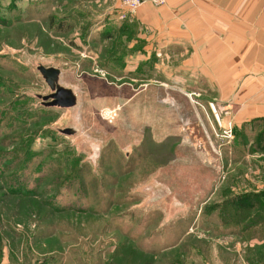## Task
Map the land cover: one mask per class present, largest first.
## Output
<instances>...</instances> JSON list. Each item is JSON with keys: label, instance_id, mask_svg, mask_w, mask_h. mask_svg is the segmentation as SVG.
<instances>
[{"label": "rangeland", "instance_id": "1", "mask_svg": "<svg viewBox=\"0 0 264 264\" xmlns=\"http://www.w3.org/2000/svg\"><path fill=\"white\" fill-rule=\"evenodd\" d=\"M166 4L0 0V264H213L220 231L264 219V66L214 81L237 52L205 68L206 41L148 19ZM39 65L75 106L43 104Z\"/></svg>", "mask_w": 264, "mask_h": 264}, {"label": "crops", "instance_id": "2", "mask_svg": "<svg viewBox=\"0 0 264 264\" xmlns=\"http://www.w3.org/2000/svg\"><path fill=\"white\" fill-rule=\"evenodd\" d=\"M148 19L151 23L169 22L174 27L190 28L197 41H206L200 46L198 56L200 61L204 60L205 68L206 51L237 52L241 71L230 70L236 63L232 54L222 56L220 63L208 65L211 72L206 73L212 74L216 82L236 81L245 72L253 74L258 64L264 66V0H167V4L157 10L156 17ZM204 35L211 37L203 39ZM256 52L262 53L256 57ZM249 78H244V82H249ZM245 223L244 229L229 235L220 231L214 237L213 264H264V219L245 220ZM231 224L240 227L244 223L235 220ZM219 226L222 230L223 225ZM198 237L203 241L210 239L205 234ZM224 239L226 244H223ZM203 262L206 264V260Z\"/></svg>", "mask_w": 264, "mask_h": 264}, {"label": "water", "instance_id": "3", "mask_svg": "<svg viewBox=\"0 0 264 264\" xmlns=\"http://www.w3.org/2000/svg\"><path fill=\"white\" fill-rule=\"evenodd\" d=\"M38 69L52 90V93L48 95H38L43 104L60 107H72L77 104L78 97L74 90L60 84L61 68L39 65ZM58 130L64 134H75L78 131L75 127L59 128Z\"/></svg>", "mask_w": 264, "mask_h": 264}, {"label": "built area", "instance_id": "4", "mask_svg": "<svg viewBox=\"0 0 264 264\" xmlns=\"http://www.w3.org/2000/svg\"><path fill=\"white\" fill-rule=\"evenodd\" d=\"M121 1L131 12L136 11L139 7H141L145 3H153L156 5H161L166 2V0H121Z\"/></svg>", "mask_w": 264, "mask_h": 264}, {"label": "trees", "instance_id": "5", "mask_svg": "<svg viewBox=\"0 0 264 264\" xmlns=\"http://www.w3.org/2000/svg\"><path fill=\"white\" fill-rule=\"evenodd\" d=\"M234 203L236 204V207L238 209L253 208V206L255 205L252 196L250 195L248 197V194L239 196L238 199L236 198V202Z\"/></svg>", "mask_w": 264, "mask_h": 264}, {"label": "flooded vegetation", "instance_id": "6", "mask_svg": "<svg viewBox=\"0 0 264 264\" xmlns=\"http://www.w3.org/2000/svg\"><path fill=\"white\" fill-rule=\"evenodd\" d=\"M51 93H52V91H51ZM50 94V93H49ZM45 105V104H44ZM47 106V105H46Z\"/></svg>", "mask_w": 264, "mask_h": 264}]
</instances>
